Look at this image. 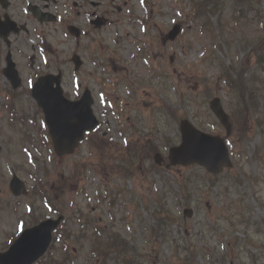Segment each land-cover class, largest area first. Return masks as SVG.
Here are the masks:
<instances>
[{
    "label": "rangeland",
    "instance_id": "1",
    "mask_svg": "<svg viewBox=\"0 0 264 264\" xmlns=\"http://www.w3.org/2000/svg\"><path fill=\"white\" fill-rule=\"evenodd\" d=\"M190 1L148 0V10L143 0H114L122 9L119 13L111 12L112 25L97 33L94 46L89 37L82 41L83 46L89 45L88 49L79 51L72 41H64L63 36L60 38L62 43L55 47L63 51L58 66L64 72V91L74 99L79 85L81 92L90 89L95 98V113L103 126L98 133L88 137L93 144L85 143L75 155L60 158L45 152V160L40 166L47 167L48 176L42 169L34 174L27 164L23 153V149L28 147L25 140L27 128L19 124L13 126L6 118V122L2 121L0 144L5 149V155L0 163L1 176H10L7 171L13 168L31 186L46 177L47 183L54 189L61 186L66 177V187L57 199V204L64 207L67 219L53 250L57 260L67 256V243L73 255L71 260H74V263L70 260L68 264H103L96 261L92 253V247L99 244L96 243L99 237L97 227L101 228L106 238L112 233H119L126 239L129 243L128 259L134 260L135 264H181L180 259L190 256L192 259L188 264H253L252 255L264 254V78L258 83L261 93L260 126L253 129V136L249 139L231 141L228 145L233 169L212 179L199 167L176 171L193 181L190 207L194 209L195 216L192 219L183 218L185 203L175 173L150 171L153 161L145 165L138 163L135 178H111V199L103 194V181L110 179V176L104 175L105 172L91 169L83 181H67L75 161L98 162V148L104 146H111L118 153L126 146L125 137L129 141H144V138L152 137L160 146V152L166 154L170 147L167 146L168 141L174 145L180 143L178 122L168 109H181L179 116L190 118L205 131L225 136V130L209 110V101L213 96L220 97L228 111L233 108V102L226 92L219 69L211 64L212 58L216 56L226 65H231L234 61L240 63L246 57L241 42L244 39L255 40L264 34V26L260 22L264 19V0L252 9H242L234 1L224 0L219 6V14L212 16V22L218 27L220 17L226 32L219 38L220 32L216 30L212 35L215 40L204 31L205 16L200 17L197 23L189 21ZM258 8L262 14L256 13ZM238 10H243V14L236 23L235 17L240 15L236 13ZM175 24L184 29L182 35L173 43H165L164 38ZM92 46L93 53L90 51ZM74 52L85 60L82 73L74 74L70 62ZM172 57L174 62L171 63ZM248 65L251 70L255 69L253 61ZM59 68L52 66L54 71ZM103 92L110 95L117 105L120 103L115 111L121 118L119 121L104 104ZM20 110L28 116L37 112L29 100L21 104ZM123 131H126L125 136ZM147 171L148 175L145 174ZM144 175L149 179L147 188L142 186ZM156 192L158 195L155 196ZM100 193L102 197H107L101 203ZM159 196L165 197L166 206L174 216V221L164 225L158 224L152 215ZM33 198L29 196L19 202L26 204ZM73 201L76 203L71 207ZM149 203L152 208L146 206ZM25 207L22 212L20 209L17 218L22 217ZM74 208L79 209L77 216ZM36 209L44 212L39 204ZM241 213L244 218H241ZM230 218L236 223L235 230L232 229L238 247L234 260L231 257L223 260V254L232 250L229 243L231 234L226 232ZM19 220H14L9 213L6 219L0 220V245L7 241V233L14 234ZM30 221L28 219V223ZM239 221L243 225L238 226ZM254 223L251 228L244 227ZM222 235H227L228 242L219 241ZM195 249L198 253H193ZM107 264H117V259L113 256Z\"/></svg>",
    "mask_w": 264,
    "mask_h": 264
},
{
    "label": "water",
    "instance_id": "2",
    "mask_svg": "<svg viewBox=\"0 0 264 264\" xmlns=\"http://www.w3.org/2000/svg\"><path fill=\"white\" fill-rule=\"evenodd\" d=\"M178 32V28H176L172 32L171 38H175ZM50 85H52V82H50ZM39 90L40 86H37L36 91L39 92ZM57 95L58 101H60L65 106H68V103H66L62 98L60 90L59 94ZM43 100V105L47 111L48 100H46V98H43ZM212 106L217 116L221 119L225 126L230 129L228 118L224 114L219 101L215 100L212 103ZM51 113L57 121L56 124L53 119H50V123L53 128L52 135L55 140L57 152L62 153L63 148L65 147L68 148L69 151H72L78 140L83 137L84 131L91 128L90 122L92 120V116L90 111H84L81 113L80 117H86V120L80 119L76 125L71 124V119L73 117L70 115L57 117L58 115L56 112L52 111ZM181 130L183 134V144L178 148L172 149L171 151V160L174 164L188 165L198 162L213 172H219L223 166L229 165L227 152L222 140L199 133L187 121L182 122ZM63 141H68V144H65ZM46 225L47 226L42 231V235L39 234L33 236L32 248L30 250L31 252L27 254L28 259H36L45 252L47 246L49 245L51 239L50 234L53 229L56 228L57 223ZM19 257L20 256H18L17 253H13L12 258H15V264L19 263Z\"/></svg>",
    "mask_w": 264,
    "mask_h": 264
},
{
    "label": "flooded vegetation",
    "instance_id": "3",
    "mask_svg": "<svg viewBox=\"0 0 264 264\" xmlns=\"http://www.w3.org/2000/svg\"><path fill=\"white\" fill-rule=\"evenodd\" d=\"M95 0H0V31L8 32L12 29V22L18 28L25 27L29 32H20L18 35L10 34L11 49L21 41L23 37H28L31 33V24L34 25L38 38H42L46 44L45 28L52 26L55 32L57 26L62 30L65 26L75 24L76 18L81 14V9H87L93 5ZM33 7L39 14H51L55 18L51 22H41L31 12ZM71 9V15L66 20L64 9ZM76 14V15H75ZM9 49L8 45L0 39V59L3 51ZM7 51V50H6ZM55 57L57 51H53Z\"/></svg>",
    "mask_w": 264,
    "mask_h": 264
},
{
    "label": "trees",
    "instance_id": "4",
    "mask_svg": "<svg viewBox=\"0 0 264 264\" xmlns=\"http://www.w3.org/2000/svg\"><path fill=\"white\" fill-rule=\"evenodd\" d=\"M257 47L255 48L256 53H259V60L263 61L264 60V41H259L257 43ZM229 84L232 85L234 87L235 90H237L238 93H242L243 97H250L248 100L251 103H256L257 100V92L255 90H251V87L249 86V84L246 81H243L242 78L240 79H232L231 77H229L228 79ZM246 94L248 96H246ZM246 105V102H243ZM243 110H248L249 111V106L246 105V107ZM242 110H239V112L237 114L234 113V115L232 116V121L234 124V127L239 130V126H240V122L242 121Z\"/></svg>",
    "mask_w": 264,
    "mask_h": 264
}]
</instances>
